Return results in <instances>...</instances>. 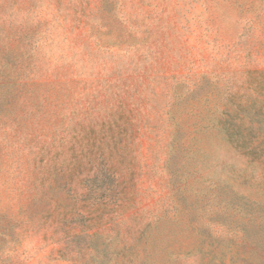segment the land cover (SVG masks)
<instances>
[{
    "label": "rangeland",
    "instance_id": "1",
    "mask_svg": "<svg viewBox=\"0 0 264 264\" xmlns=\"http://www.w3.org/2000/svg\"><path fill=\"white\" fill-rule=\"evenodd\" d=\"M0 264H264V0H0Z\"/></svg>",
    "mask_w": 264,
    "mask_h": 264
}]
</instances>
